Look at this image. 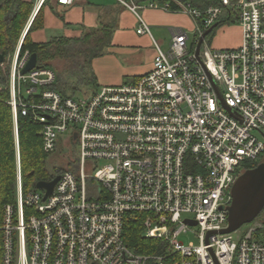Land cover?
I'll list each match as a JSON object with an SVG mask.
<instances>
[{
	"label": "built area",
	"instance_id": "built-area-1",
	"mask_svg": "<svg viewBox=\"0 0 264 264\" xmlns=\"http://www.w3.org/2000/svg\"><path fill=\"white\" fill-rule=\"evenodd\" d=\"M47 1L36 0L11 59L8 103L16 128L19 113L41 124L46 152L61 150L65 137L76 150L44 199L45 189L23 190L16 137V201L4 208L0 264H264L263 220L237 238L241 228L220 233L238 176L264 160V0L206 8L175 0L199 21L192 43L184 31L168 49L155 42L150 72L82 97L52 89L51 67L22 74L32 55L22 53L24 39ZM115 1L139 17V34H151L137 0ZM221 22L239 23L241 44L217 49L205 38L198 56L200 37ZM136 215L144 216L145 238L160 241L158 252L127 245L125 226ZM195 227L198 245L181 240Z\"/></svg>",
	"mask_w": 264,
	"mask_h": 264
},
{
	"label": "trees",
	"instance_id": "trees-1",
	"mask_svg": "<svg viewBox=\"0 0 264 264\" xmlns=\"http://www.w3.org/2000/svg\"><path fill=\"white\" fill-rule=\"evenodd\" d=\"M167 0H161L166 2ZM171 10L177 11L179 5L175 0H169ZM190 2L199 8H206L211 4H217V0H182ZM53 4L56 10L58 4L55 0H48L45 4ZM44 4V5H45ZM34 3L23 0H0V53L5 52L6 58L11 55L17 46L21 30L25 26L32 10ZM43 7V5H42ZM40 8L30 30L28 31L23 45L22 53L29 51L31 54L36 53L39 58L40 66L51 67L50 62L56 58L74 59V65L81 70H89L87 82L92 86L89 93H94L100 86L96 83V77L92 69V61L104 53L105 47L111 41V31L108 25L103 29H93L84 31L77 38L67 36L56 37L47 42H35L31 33L34 30L41 29L44 26V12ZM225 22H221L222 25ZM218 25V26H219ZM210 35V34H209ZM207 36L209 38L210 36ZM83 55V56H82ZM83 60H79L80 57ZM4 69L0 64V220L4 208L8 203L16 201V148L14 140V120L12 108L8 101L10 98L9 88V67ZM52 68V67H51ZM59 76L56 82L50 86L52 89L60 91L65 96H75V93L68 94L59 87ZM88 94V93H87ZM19 138L21 165L23 177V190L25 192L36 189L39 181H48L53 179L48 159L53 153L44 150L43 140L41 137V124L33 121L29 116H18ZM263 159L252 163L247 169L255 167ZM142 215L133 216L127 221L124 231V238L127 245L138 253L152 254L159 251L160 241L146 239L142 232L143 228ZM264 233V230L262 231ZM153 264V263H151Z\"/></svg>",
	"mask_w": 264,
	"mask_h": 264
},
{
	"label": "crops",
	"instance_id": "crops-1",
	"mask_svg": "<svg viewBox=\"0 0 264 264\" xmlns=\"http://www.w3.org/2000/svg\"><path fill=\"white\" fill-rule=\"evenodd\" d=\"M23 1L34 3L32 15L36 0ZM115 2L113 5H101L93 3L91 0H84L70 6H58L56 10L52 3H47L43 7L41 6L44 12V26L32 31V39L35 42H47L62 36L77 38L84 31L99 30L103 29L104 25H108V29L111 31V41L105 47L104 53L92 61L97 85L101 87L132 83L150 72L153 69L156 56L155 42L161 48L167 42L169 48L174 35L180 31L186 32L185 28L187 27L196 29V35L199 34V21L189 13L150 6L152 2L164 5L169 3V0L166 2L137 0L143 7L141 9L143 13L140 15L151 30V34H139L137 32L140 25L139 17L122 7L117 1ZM38 12L33 17L32 24ZM45 28L52 30L46 37L42 34V30ZM153 29L157 36L152 32ZM240 44L241 42L227 48H236Z\"/></svg>",
	"mask_w": 264,
	"mask_h": 264
},
{
	"label": "rangeland",
	"instance_id": "rangeland-1",
	"mask_svg": "<svg viewBox=\"0 0 264 264\" xmlns=\"http://www.w3.org/2000/svg\"><path fill=\"white\" fill-rule=\"evenodd\" d=\"M91 1L93 3H97L101 5H113L114 3H116L114 0H91ZM139 12L140 14H142L143 10H140ZM29 20H30V16L25 26L21 30L18 43L21 40L24 29L26 28ZM104 24L106 23L104 22ZM185 29H186L187 34L190 36V44H191L196 36V33H195L196 29L193 30V28L189 29L188 27ZM51 32L52 30L47 29V28L42 30V34L44 37L49 36ZM152 32L154 33L155 36H157V33L154 29ZM210 35H209L210 37L206 39L207 44H209L213 48L223 49V48L230 47L231 45H238L239 42H241L242 31H241V27L238 22H225L222 25L217 26ZM167 48H168V43L165 42L163 44V49H167ZM14 52L11 55L7 56L5 62L2 64V67L4 69H7L6 67H10V62L14 55ZM82 56L79 58V60H83ZM74 62H75L74 59L72 60V59L56 58L53 61H51L49 65H51V67L55 70L56 76L57 75L59 76L58 85L63 91H66L68 94L75 93L76 97H82L83 94H87L91 92L90 90L93 89L92 86L88 84L87 79H86L87 77L90 76L89 70L87 69L81 70L80 67H77L74 65ZM96 83H97V80H96ZM2 88L3 86L0 85V89ZM16 137L18 138V145L20 147L19 127L16 128L14 125L15 148H16ZM65 140H66L65 144L62 145L61 150H58L57 152L53 153L48 159V164L51 168L50 170H51L52 175L56 173L57 171L60 172L63 169L69 168L72 165L71 160L74 157V150L76 149H75L74 144L67 140V137H65ZM20 156H21V152H20ZM16 190H17V187H16ZM257 219L263 220L262 230H264V210L257 217ZM2 221H3V213L1 216V220H0V225L2 224ZM246 228H247L246 225L241 227L239 232L234 233V237L237 238L238 235L241 234V232L246 230ZM197 231H198V227H195L192 230L188 231L187 233H183L181 240H183L185 243L191 242L194 245H198L199 238L196 234ZM142 235L145 237L144 231L142 232Z\"/></svg>",
	"mask_w": 264,
	"mask_h": 264
},
{
	"label": "water",
	"instance_id": "water-1",
	"mask_svg": "<svg viewBox=\"0 0 264 264\" xmlns=\"http://www.w3.org/2000/svg\"><path fill=\"white\" fill-rule=\"evenodd\" d=\"M216 24L206 30L200 37L196 54L199 56L202 44L205 38L213 32L218 26ZM6 60L5 52L0 53V64H3ZM39 66V58L36 53L31 55L26 67L22 70V74H25L34 68ZM60 176H56L50 181H39L36 184L38 189H45L46 199L49 194L54 190L55 185L59 181ZM232 201L228 207V222L229 226L220 233L227 234L239 230L246 224L253 222L264 210V161L258 163L255 167L245 170L238 176L232 187ZM192 225L196 224L194 221H190Z\"/></svg>",
	"mask_w": 264,
	"mask_h": 264
}]
</instances>
